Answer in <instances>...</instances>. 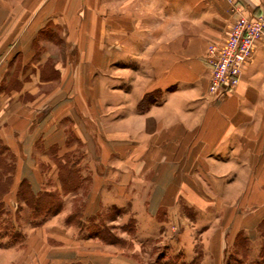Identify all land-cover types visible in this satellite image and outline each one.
Here are the masks:
<instances>
[{
    "label": "crops",
    "instance_id": "crops-1",
    "mask_svg": "<svg viewBox=\"0 0 264 264\" xmlns=\"http://www.w3.org/2000/svg\"><path fill=\"white\" fill-rule=\"evenodd\" d=\"M238 1L264 16V0ZM230 19L227 0H0V144L14 182L34 191L52 176L62 192L72 166L61 196L87 185L81 217L124 209L138 241L179 207L199 212L198 241L179 237L216 262L264 218V38L233 90L207 94L206 45ZM61 227L95 248L76 264H140Z\"/></svg>",
    "mask_w": 264,
    "mask_h": 264
},
{
    "label": "rangeland",
    "instance_id": "rangeland-1",
    "mask_svg": "<svg viewBox=\"0 0 264 264\" xmlns=\"http://www.w3.org/2000/svg\"><path fill=\"white\" fill-rule=\"evenodd\" d=\"M213 41L215 40H210L207 43L206 49L208 44ZM0 50H2L1 41ZM209 97L211 99L217 96L210 95ZM4 158L6 165H10L13 160V155L10 154L9 156L6 154ZM11 168L10 170L13 174L15 171L14 165ZM39 170L42 176H45L52 169L50 167L46 169L40 166ZM75 173V170L70 172L73 179L76 176ZM11 178V180H8L6 176H0V195L3 193L1 196L5 203L11 208V211L15 212L16 217L11 215L8 218L10 220H16L15 224L17 226L19 225L21 233L18 230L17 241L10 244L8 241V237H10L8 231L4 236L0 235V264H76L75 261H81L82 258L85 260H93L92 250L95 249L93 244L87 243L85 246H82V249L78 245L68 244V241L72 239L69 231L61 227L62 218L68 224H72L79 236L96 237L100 240L103 243L101 246L103 251L108 247L105 246L106 243L114 244L120 247L118 248L119 250L123 248L121 251L123 255L133 258L140 264H203L201 262V253H197L196 251L198 246H193L191 250H189L190 248L183 247L182 239H180L179 235L184 234L188 240L193 238V242L198 241V237L202 235L200 230L202 229L201 225L206 223L208 219L206 215L201 216L199 212L194 214L188 208L184 209V207H179L180 210L182 209L181 214L179 215L180 210L178 209V215H171V219L169 217L170 221L166 222V225H168L167 230L163 228L158 230L159 228L155 227L154 231L146 239L138 241L134 237L136 235V219L123 215L121 212L124 209L115 208L109 210L107 208L108 211L106 209L102 216L81 217V221H79L78 215L81 214L83 205L81 193H86L87 185L84 189L80 190V193L78 191L73 199L70 195L61 196L66 191H58V188L55 190L56 185L54 182H51L52 176L48 180L50 183H47V178H45V181L42 179L41 183L35 186L32 185L34 191H31L33 194L39 196L40 204H42V201H46L48 197L46 196L47 193L54 192L57 194L60 208H63L62 211L65 212L66 216L55 217L50 212L32 214V209L29 206L30 199L19 200L17 198L19 184L14 182L13 177ZM3 179H7L10 185L8 186L7 183H2L1 180ZM39 188H49L50 193L48 191L45 192L46 190H39ZM6 189L7 191L4 192ZM47 199L50 200V198ZM4 217L7 216L0 217V225L3 223L2 219ZM158 218H162V216ZM193 219L197 222L196 227L199 228L198 232L191 227L192 224L190 221ZM11 222L14 224L13 221ZM67 227L70 228L69 225ZM1 232L4 231L1 230ZM243 233H236L234 240L225 246L220 254L217 253L219 256H217V261L207 264H236L235 261L239 258V261H252L258 258L261 259L260 257L264 258V218L255 228L247 233ZM29 240L31 243H29ZM196 243L198 244L199 242ZM192 257H195L194 263L191 261L193 259Z\"/></svg>",
    "mask_w": 264,
    "mask_h": 264
},
{
    "label": "built area",
    "instance_id": "built-area-1",
    "mask_svg": "<svg viewBox=\"0 0 264 264\" xmlns=\"http://www.w3.org/2000/svg\"><path fill=\"white\" fill-rule=\"evenodd\" d=\"M231 19L223 36L208 44L204 62L209 69L207 94L218 96L238 84L264 38V16L254 15L238 0H227Z\"/></svg>",
    "mask_w": 264,
    "mask_h": 264
},
{
    "label": "trees",
    "instance_id": "trees-1",
    "mask_svg": "<svg viewBox=\"0 0 264 264\" xmlns=\"http://www.w3.org/2000/svg\"><path fill=\"white\" fill-rule=\"evenodd\" d=\"M4 147L0 145V176L4 177L6 176V178H8V180H11L12 178V172L10 169H12L11 167L13 166V163H11L10 165H6L5 163V158H4V155L2 153ZM73 167H69V169H64L65 171H67V173L65 172L64 173V181H63V184H62V188L64 191H67L69 190L70 188L72 187H75L76 185L74 184H68L67 183V179L68 178H72V176L70 175V172H73ZM2 183L4 184H8V186L10 185V183L7 182V179H3L1 180ZM20 186H21V189H20ZM25 186V187H23ZM30 187L28 186L27 183H25V181H23L22 183L19 184V188H18V191H17V198L20 200L21 198L24 200H26V198L30 199V207L32 209V214L35 213V214H38V213H42V212H52V211H55V210H58L60 208V204H59V199H58V196H56L57 194H55L54 192L50 193V194H46V196H48L47 198H50V200H48L46 198V201H42V204L39 203V196L38 195H35L32 193ZM6 190H4V192H6ZM46 192V191H45ZM3 195V193L1 194ZM0 195V217L1 216H7V217H4L2 219L3 223L0 225V235H5V233L8 231L9 232V244L10 243H13L15 241H17L18 239V233L20 232V228H19V225L17 226L15 224L16 220H10L8 217H11V215H13V217H16L15 215V212L14 211H11V208H9L7 206V204L5 203V201L3 200L2 196ZM21 197V198H19ZM17 199V201H19ZM76 214V213H75ZM78 219L79 221H81V214L78 215ZM5 219V220H4ZM15 224H12V222ZM4 231V232H1ZM19 230V232H18ZM21 233V232H20ZM1 237V236H0ZM21 237H22V234H21ZM242 240V239H241ZM261 259H255V260H242V261H239L236 260L235 263L236 264H263L264 262V258L263 257H260ZM194 261H192V263H194Z\"/></svg>",
    "mask_w": 264,
    "mask_h": 264
}]
</instances>
